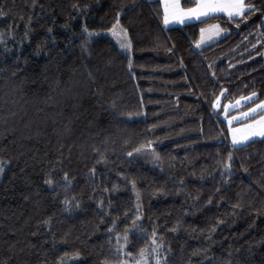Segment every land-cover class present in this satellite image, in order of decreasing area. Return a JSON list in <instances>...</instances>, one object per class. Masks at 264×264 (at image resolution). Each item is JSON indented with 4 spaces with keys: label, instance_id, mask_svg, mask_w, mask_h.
<instances>
[{
    "label": "trees",
    "instance_id": "obj_1",
    "mask_svg": "<svg viewBox=\"0 0 264 264\" xmlns=\"http://www.w3.org/2000/svg\"><path fill=\"white\" fill-rule=\"evenodd\" d=\"M248 2L247 20L165 27L157 0H0V264L155 244L166 264H264V138L232 146L214 110L264 99V0ZM117 13L130 53L85 31ZM211 22L225 33L196 49Z\"/></svg>",
    "mask_w": 264,
    "mask_h": 264
},
{
    "label": "snow or ice",
    "instance_id": "obj_2",
    "mask_svg": "<svg viewBox=\"0 0 264 264\" xmlns=\"http://www.w3.org/2000/svg\"><path fill=\"white\" fill-rule=\"evenodd\" d=\"M192 2V7L184 8L181 5V0H163V23L165 25H168L171 22H178L182 24L185 23L186 20L193 18L196 20H200L201 17L215 18L219 16V14H225L229 21L235 22L238 18L241 20H247L249 16L255 12L262 11L261 8H257L254 3H250L248 0H192ZM119 15L120 14L117 13L115 23L110 29H108V31L113 35L124 36L125 40L121 42L120 46L122 48L130 49L131 40L127 37V29L120 23ZM237 27H239V24H237ZM49 31H51V29H49ZM85 31L87 32L89 38L100 34L98 32L89 31L87 28H85ZM225 31L226 29L222 28L218 23L208 25L206 28L200 29L201 38L195 43L197 46H200V44L204 41L206 34L209 38H211L212 36H219L220 33ZM129 67H131V61L129 62ZM257 97L258 94L256 92H252L247 97H240V99L235 102L236 105H240L241 101H244L246 104L251 103L252 107H248L247 111L239 112L236 116L229 114V105H223V111L228 120V128L232 135L233 146L249 142L252 137H264V114H261L264 113V100H260L259 103H256ZM214 106L216 108L221 107L219 96L216 97ZM240 117H243L247 123L239 122ZM233 121H237L239 126L233 127ZM138 150L139 149H137V151ZM129 155H132V153H129ZM225 167H231V153H229V163L226 164ZM3 171L4 167L0 165V173H3ZM92 171L95 172V169L93 168ZM64 175L65 178H67L68 174L65 173ZM52 182L53 181L51 179L47 181L49 184ZM132 183L135 185V181ZM210 202L211 201L209 200V203ZM65 203H68V201H65ZM101 206H103L102 202ZM124 240L126 242L125 247H127L128 237L126 235L124 236ZM161 247L162 245L155 244V247L153 248V252L156 253V264H166L167 256L165 255L164 257H161L159 255V249ZM76 255H79V253H76ZM140 255L141 260H145L147 258V254L144 249L141 250ZM104 264H109V262L105 260ZM122 264H128V262L124 261ZM136 264H141V261H137Z\"/></svg>",
    "mask_w": 264,
    "mask_h": 264
},
{
    "label": "rangeland",
    "instance_id": "obj_3",
    "mask_svg": "<svg viewBox=\"0 0 264 264\" xmlns=\"http://www.w3.org/2000/svg\"><path fill=\"white\" fill-rule=\"evenodd\" d=\"M109 29H110V28H109ZM98 33L110 37V38L116 43V45L118 46V48H119L122 52H124V53H130V49H131V48H130V49H128V48H122V47L120 46L121 42L125 40V37H124V36H122V35H113L111 32L108 31V29H105V30L99 31ZM127 37H128V35H127ZM2 39H6V38H5L3 35H0V40H2ZM205 40H207V39H206V36H205L204 41H205ZM125 42H126V41H125ZM201 44H203V42H202ZM201 44H200V46H197V44L195 43L194 47H195L196 49H200L202 46H204V45H201ZM250 94H251V93H250ZM250 94H247V95L242 96V97H247V96H249ZM219 97H220V104H221L222 96H219ZM239 99H240V97L237 98V99H235V100H233V101H228V102H226V103H233V102H235V101H237V100H239ZM256 99H257V98H256ZM261 100H264V99H261ZM259 101H260V100L256 101V103L259 102ZM226 103H224L223 105H225ZM214 104H215V102H214ZM247 104H249L248 107H251V106H252L251 103H247ZM247 104H246V103L243 104L241 107H239V108H237V109L231 111L229 114H232V113L235 112V111H240V110H245V109H247L248 107L244 108V106L247 105ZM220 108H221V107H220ZM214 110H215V108H214ZM215 111H218L217 113H218V116L220 117V114L223 112V106H222V111H219V108H218V110H215ZM226 127H227V126H226ZM263 138H264V137H263ZM259 139H260V138H259ZM123 254H124V255H123V258H122L117 264H122V262H124V261H127L128 264H136L137 261H141V264H156V260H155V256H156V254H154L153 250H151V252H150L149 254L147 253V258H146L145 260H141V255H140V254H138L137 256H131L130 253H126V252H124ZM129 254H130V255H129ZM161 257H164V255H161Z\"/></svg>",
    "mask_w": 264,
    "mask_h": 264
},
{
    "label": "crops",
    "instance_id": "obj_4",
    "mask_svg": "<svg viewBox=\"0 0 264 264\" xmlns=\"http://www.w3.org/2000/svg\"><path fill=\"white\" fill-rule=\"evenodd\" d=\"M157 1L159 2V4H160V8H161V22H162V24H163L165 27L179 26V25H183V24H186V23H189V22L199 21V20H196L195 18H193V19H190V20H186L185 23H182V24H181V23H178V22H171V23H169L168 25H165V24L163 23V0H157ZM191 1H192V0H191ZM181 5H182V7H184V8H189V7H192V6H193V3L190 4V5H185V4L183 3V0H181ZM219 15H223V16H225V14H219ZM225 17H226V16H225ZM202 19H205V18H204V17H201L200 20H202ZM212 24H217V23H214V22L208 23V24H206L203 28H206L208 25H212ZM224 33H225V32H222V33H220L219 36H212L211 38H209L208 35L206 34L205 36H206V39H207V40L203 41V44H201V45H204V46H205V45L211 43L212 41H214V40L220 38L221 36H223ZM200 38H201V33H200V36H199V39H198V40H200ZM202 47H203V46H202ZM235 102H236V101H235ZM235 102H233V103H226L227 105H229V109H228L229 113H230L231 111H233V110H235V109L241 107L243 104H245L244 101H241L240 105H236ZM257 103H259V102H257ZM226 104H225V105H226ZM251 107H252V106H251ZM214 108H215V110H218V108H216L215 106H214ZM241 111H247V109H245V110H240V111H235V112H233V113L230 114V115L236 116V115H237L239 112H241ZM261 114H264V113H261ZM220 118L224 121V123H225L226 126H227V138H228L229 143L233 146V143H232V135H231V132L229 131V128H228V120H227V118H226V116H225V114H224V111L220 114ZM239 122H241V123H247V121H246L243 117H240V118H239ZM232 126H233V127H238V126H239V125H238V122H237V121H233V125H232ZM259 138H263V137H259V136L252 137L251 140L259 139ZM251 140H250V141H251ZM245 143H247V142H245ZM245 143L238 144V145H235V146H240V145H243V144H245Z\"/></svg>",
    "mask_w": 264,
    "mask_h": 264
}]
</instances>
